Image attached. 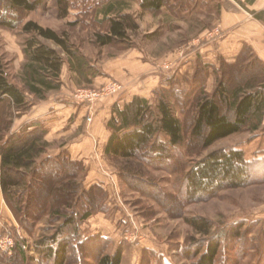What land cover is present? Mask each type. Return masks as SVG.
Segmentation results:
<instances>
[{
    "label": "rangeland",
    "instance_id": "374dc122",
    "mask_svg": "<svg viewBox=\"0 0 264 264\" xmlns=\"http://www.w3.org/2000/svg\"><path fill=\"white\" fill-rule=\"evenodd\" d=\"M256 1L263 3L264 13V1ZM106 2L108 0H74L77 10L69 17H63L56 1L46 0L43 6L32 13L20 12L9 16L13 20H19L16 30L0 26V55L4 58L11 82L23 86L27 64L24 54L27 35L22 31V26L28 21L64 35L86 59L88 74L93 77L90 84L81 82L79 75L66 63L60 78L61 89L47 94L44 100L31 97L34 104L22 114L11 112L9 103L0 104V138L17 133L26 124L35 121L33 118L38 110L35 107L52 103L64 96L76 100L88 110L79 132L81 136L91 137L94 107L112 102L129 90L146 84L150 88L155 86L149 99L153 119L158 116V98L164 96L184 125L183 142L170 151L167 158L154 160L153 167L138 159L108 156L103 151L104 146L99 141L94 142L93 162H97L99 169L107 177L106 187L96 190L98 205L93 207L91 215H100L98 219L101 221L93 219L89 222L86 219L80 225L81 233L79 231V235H74L75 230H72L71 235H74L76 246L90 236L98 238L100 235H90L87 232V224L95 226V230L101 234L111 233L115 241L111 239L108 243L98 239L99 243H91L90 240L82 247V252L79 250L77 253L73 248L68 264H79V260L81 264H95L101 254L114 255L120 247L123 249L122 264H198L200 256L197 254L206 238L188 224V220L193 217L208 219L212 232L224 235L223 247L216 264H264V125L253 132L245 128L207 149L203 147L200 138L191 135L197 104L202 96L214 95L218 81L227 83L230 94L244 85L251 88L248 92L264 88L263 67L250 53H245L233 65H226L218 60L219 66L211 67L204 63L205 60L200 55L193 64L188 62L196 52L197 45L212 43L223 35L218 21L219 7H223L225 1L205 0L200 4L190 2L193 7L190 9L193 10L184 15H180L177 10H173V13L167 10L168 13L164 14H143L135 7L129 13L132 26L135 27L129 31L126 41L102 46L96 40V33L104 26L95 25L92 20L95 18V9L101 8ZM3 8L0 1V12H3ZM79 11L89 16L78 22L77 16L81 14ZM218 28V38L212 37ZM43 42L53 46L50 42ZM57 50L60 51L59 48ZM64 58L67 61L66 56ZM131 58H136V62L129 61ZM205 69L208 70V75ZM116 88L117 91L114 92ZM90 98L94 100L91 101ZM84 99L87 100L85 103L79 102ZM216 100L222 114L233 119L229 100L224 101L218 97ZM89 117L92 121L88 120ZM48 118L36 120L48 122ZM74 136L75 131L60 129L57 135L53 134L51 138L45 139L48 144L46 154L39 159L38 164L48 158L57 159V162H50L48 167L42 165L41 173L33 176L35 181L29 187V201L27 203V199H23L22 212H14L2 192L5 205L1 211L3 214L5 211L9 213L11 223H5L0 238L8 235L16 239V245H22L25 251L23 260L18 250H15L16 247L11 254L0 248V260L8 261L6 264H51L50 261L39 259L35 252L36 243L43 237L53 236L59 230L62 221L52 216V213L64 200L60 190L71 189L65 183H78L87 171V166L83 163L84 171H80L79 176L77 170L72 168L68 170V179L63 176V154ZM160 138L168 140L163 134H160ZM233 148L243 150L246 160L252 164L250 185L239 189H225L216 197L200 202H186L180 187L187 170L212 152ZM73 173L77 174L74 178ZM81 193L82 190L78 197ZM48 200L51 201L50 205L45 204L40 216H35L36 208ZM53 201L56 205L52 204ZM17 207L21 206L17 203ZM102 215L108 217L112 225L104 222ZM20 220H25L28 229L20 225ZM239 226L243 227L240 237L234 240L235 229ZM14 258L15 262L11 263Z\"/></svg>",
    "mask_w": 264,
    "mask_h": 264
},
{
    "label": "trees",
    "instance_id": "16d2710c",
    "mask_svg": "<svg viewBox=\"0 0 264 264\" xmlns=\"http://www.w3.org/2000/svg\"><path fill=\"white\" fill-rule=\"evenodd\" d=\"M0 1L4 6L3 12H0V26L12 31L18 28L19 20H13L9 16H15L20 12L32 13L46 2V0ZM55 1L63 17H69L72 10H77L73 4L74 0ZM204 1L140 0V9L143 14H164V9H167L171 13L173 10H177L180 15H184L185 12L193 10L190 9L191 3L200 4ZM106 9L102 18H97V8L94 12L93 24L104 26L103 29H99L100 32L96 33L97 42L102 46H108L114 42L126 41L129 31L135 27L132 26L131 15L125 13L110 17L107 14L111 12V6ZM80 12L81 14L77 16L78 22L89 16V14ZM22 31L27 35L24 49L27 64L22 80L23 86L9 80L6 63L0 55V104L9 103L11 112L22 114L25 109L34 104L31 97L44 100L47 94L61 89L60 78L66 63L74 73L79 75L82 79L81 82L91 83L93 77L92 74H88L86 59L73 48L64 35H60L50 28H44L34 21L26 22L22 26ZM43 41L50 42L53 46ZM245 53H250L253 56L252 51L246 48L241 57ZM63 55L66 56L67 61ZM254 59L261 63L256 57ZM198 61L202 63L201 60ZM261 65L264 70V65L262 63ZM204 71L207 75L209 74L208 70ZM247 87L248 85L239 86L230 94L227 83L218 81L214 95H204L200 98L196 112H194L195 119L191 135L200 138L205 149L218 141L240 133L245 128L253 132L262 127L264 123V88L248 92L251 88ZM181 93L184 94V92ZM216 97L224 101L229 100L233 119L222 114ZM151 110V101L141 97H135L132 102L125 104L123 109L118 105L114 106L113 116L108 123L111 137L105 153L108 156L121 159H138L150 163L152 167L154 160L167 158L170 155L169 152L183 142L184 125L164 96L158 98L157 119H153ZM48 133L47 123L35 120L26 124L19 132L10 133L0 138V142H3L0 145L2 191L14 212H22L23 199H27L28 203L31 191L29 187L35 181L33 176L41 173L42 165L48 167L50 162H57V159L48 158L42 164H38L39 159L46 154L48 144L45 139ZM160 134L165 135L168 140L161 139ZM63 155H65L63 176H67L65 179H68L67 173L71 168L78 172V175L73 173V178L76 175L79 176L80 171H84L83 163L72 161L68 151ZM251 169L252 164L246 160L245 153L241 149L233 148L212 152L187 170L180 190L186 202H200L206 198L216 197L225 189H239L250 185L252 182ZM65 184L71 189L60 190L64 200L52 213V216L62 221V225L56 234L48 238L43 237L35 246V252L39 259L50 261L51 264H68L73 248L76 253L79 250L82 252V247L90 240L91 243L94 241L99 243L98 239L108 243L112 241L101 235L98 238L90 236L85 242L78 246L75 245L74 235H79L80 225L93 214V207L98 205V200L95 197L96 190L103 189L101 186L86 189L83 176L78 183L67 182ZM80 190L82 193L78 197ZM17 203L21 207H17ZM50 203V200L42 203L41 207L36 208L37 211L34 212V215L40 216L41 209L45 207V204L50 205ZM52 204L56 205L54 201ZM188 224L198 234L206 238L201 243L197 254L200 256L198 264H216L223 247L224 235H215L212 232L210 221L204 217H193L188 220ZM20 225L28 229L25 220L21 221ZM242 228V226L236 227L234 240L240 237ZM72 230H75L74 235H71ZM15 250H18L19 256L25 260L24 247L17 244ZM87 251L90 250L87 249ZM122 258L123 249L120 247L114 255L101 254L95 264H122ZM14 260L15 258L11 260V263H14ZM80 261L79 264H81ZM6 263L8 261L0 260V264Z\"/></svg>",
    "mask_w": 264,
    "mask_h": 264
},
{
    "label": "crops",
    "instance_id": "0c3cea01",
    "mask_svg": "<svg viewBox=\"0 0 264 264\" xmlns=\"http://www.w3.org/2000/svg\"><path fill=\"white\" fill-rule=\"evenodd\" d=\"M224 1L225 5L219 7L220 15L218 21V24L221 25L223 35L219 38L217 37V41L212 43L203 46L197 45L196 52L190 56L188 62H190V65L193 64L194 61H196L195 59L200 55V57L205 60L204 63H208L211 67H215V65L219 66L218 60H220L221 63L223 61L226 65H233L240 61L241 55L247 48L250 49L252 55L264 65L263 3L256 0ZM109 6L112 8L111 12H108L107 14L110 17L117 16L118 14H129L131 9L135 7L141 10L140 0H108L106 5H103L98 9L97 16L104 17L107 10L106 7ZM73 11L75 10H72L70 15ZM164 12L168 13L167 9H164ZM75 13H77V11ZM129 61L136 62V58H131ZM154 87L150 88L149 84H146L140 88L129 90L127 93L113 99L112 102L103 103L94 107V121L91 124L92 138L89 136H81V133L79 132L86 114H88V110H86L85 107H81V104L77 103L76 100L68 98V96L61 97L59 100L52 103L48 102L44 105L35 107L38 110L33 119H46L49 117V121L46 122L49 130L46 138H51L53 134L57 135L60 129H62V131H75L74 140L65 147V150L68 151L69 158L72 161H79L86 164L87 171L84 176V186L86 189L89 190L94 186L105 188L107 185V177L99 169L97 162L95 160L93 162L92 159L94 142L99 141L104 146L103 151L105 152L106 146L111 137L108 123L113 116V107L118 105L123 109L125 104L132 102L135 97L149 100L152 96L153 89H155ZM52 113L55 114V116H50ZM99 138H102V140L100 141ZM2 192L0 157V232L6 222L11 223L9 222L11 221L9 213L5 211V214H3L1 211L2 207L5 205ZM99 216L100 215L96 217L90 216L87 221L90 222L93 219H98ZM101 217L104 222L112 225L108 217L104 215ZM98 220L101 221V219ZM86 227H88L87 232L90 233V235H101L106 239H112L115 241L114 235L110 232L109 235H106L104 232L101 234L99 231L97 232L95 230V226H89L86 224ZM111 231L114 234V230L112 229ZM115 236H117V234H115Z\"/></svg>",
    "mask_w": 264,
    "mask_h": 264
},
{
    "label": "built area",
    "instance_id": "2783aa9c",
    "mask_svg": "<svg viewBox=\"0 0 264 264\" xmlns=\"http://www.w3.org/2000/svg\"><path fill=\"white\" fill-rule=\"evenodd\" d=\"M264 1V0H263ZM215 34H216V36H215V34H212L211 36L213 37H218L219 36V33H220V29L218 28V30L216 31V32H214ZM118 88V87H117ZM117 88H116V90H114V92H116L117 91ZM90 100L91 101H93L94 100V98H90ZM90 100H88V101H90ZM85 101H87V100H79V102H82V103H85ZM89 121H92V118L91 117H89V119H88ZM263 125H264V123H263ZM128 240H129V238H127ZM16 239H14V238H12V237H10V236H8V235H5V236H3L2 238H0V248L4 251V252H8V253H12L13 252V250H14V248L16 247Z\"/></svg>",
    "mask_w": 264,
    "mask_h": 264
}]
</instances>
